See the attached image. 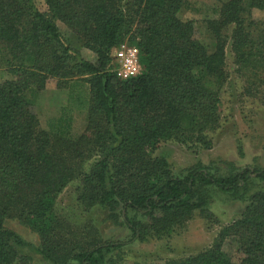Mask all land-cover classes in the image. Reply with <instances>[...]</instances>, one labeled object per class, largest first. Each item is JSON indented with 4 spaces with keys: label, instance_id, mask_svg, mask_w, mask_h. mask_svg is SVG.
I'll use <instances>...</instances> for the list:
<instances>
[{
    "label": "trees",
    "instance_id": "16d2710c",
    "mask_svg": "<svg viewBox=\"0 0 264 264\" xmlns=\"http://www.w3.org/2000/svg\"><path fill=\"white\" fill-rule=\"evenodd\" d=\"M44 3L41 10L34 0H0V68L9 75L0 80V264H28L19 255L26 243L4 226L6 218L36 231L37 250L52 264H119L109 254L125 242L99 236L63 247L53 210L74 180L79 202L125 226L127 242L169 235L204 213L209 188L239 198L254 179L264 185V168L228 163L226 174H214L196 163L177 176L164 154L152 155L164 141L210 148L229 78L227 45L236 71L264 84V21L251 16L252 9L264 11V0L222 1L204 21L209 43L192 20L178 17L189 0ZM123 41L138 48L141 65L128 79L116 77L110 64L111 49ZM51 80L69 86L76 109L86 106L80 134L70 133L72 107L40 128L26 92ZM163 264H264V190L248 195L210 246Z\"/></svg>",
    "mask_w": 264,
    "mask_h": 264
},
{
    "label": "rangeland",
    "instance_id": "374dc122",
    "mask_svg": "<svg viewBox=\"0 0 264 264\" xmlns=\"http://www.w3.org/2000/svg\"><path fill=\"white\" fill-rule=\"evenodd\" d=\"M34 1L39 9L45 8L44 0ZM222 1L224 0H189L188 7L182 8L178 17L192 20L199 39L203 43H209L204 21L215 16L214 11ZM251 16L264 21L262 10L252 9ZM57 24L67 38L71 37L62 23ZM81 51L84 57L92 59L91 52L86 49ZM226 69L229 78L220 92V122L210 134V148L164 141L152 152L153 156H166L174 175H182L196 163L205 165L214 174H226L228 163L237 168H264V84L258 83V80L252 84L253 81H249L252 79L251 75L236 71L229 45L226 47ZM6 77H9L8 73L0 68V80ZM74 88L73 95L78 97L76 86ZM70 95L72 93L69 86L58 88L52 80L42 90L26 92L40 128L47 129L49 120L56 119L65 107H72L70 133L75 136L83 131L86 106L76 109L75 102L68 101ZM78 100L81 101L80 96ZM79 185V180L71 181L55 200L53 214L60 225L58 231L63 247L72 249L99 236L107 241L125 242L121 248L109 254L119 264H163L166 260L181 259L207 248L213 243L219 229L239 216L248 195L258 189L264 190L263 183L256 179L247 185L246 194L239 198L209 188L207 213H194L182 227L169 235L127 242L131 233L125 226L109 220L100 209H87L79 202ZM4 226L25 241L26 245L20 248L19 255L24 256L28 264H52L37 250L40 247V237L36 231L16 218H6ZM223 248L228 255L236 256L235 248L229 242ZM69 263L76 264L71 260ZM14 264H19V261Z\"/></svg>",
    "mask_w": 264,
    "mask_h": 264
},
{
    "label": "built area",
    "instance_id": "2783aa9c",
    "mask_svg": "<svg viewBox=\"0 0 264 264\" xmlns=\"http://www.w3.org/2000/svg\"><path fill=\"white\" fill-rule=\"evenodd\" d=\"M110 64L111 70L119 79H128L137 75L141 70L138 48L123 41L111 49Z\"/></svg>",
    "mask_w": 264,
    "mask_h": 264
}]
</instances>
